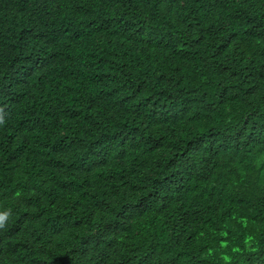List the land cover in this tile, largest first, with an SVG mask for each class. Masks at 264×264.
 Listing matches in <instances>:
<instances>
[{"label": "trees", "instance_id": "16d2710c", "mask_svg": "<svg viewBox=\"0 0 264 264\" xmlns=\"http://www.w3.org/2000/svg\"><path fill=\"white\" fill-rule=\"evenodd\" d=\"M0 264H264V0H0Z\"/></svg>", "mask_w": 264, "mask_h": 264}, {"label": "clouds", "instance_id": "9594fccd", "mask_svg": "<svg viewBox=\"0 0 264 264\" xmlns=\"http://www.w3.org/2000/svg\"><path fill=\"white\" fill-rule=\"evenodd\" d=\"M5 219H6V215H0V225H2Z\"/></svg>", "mask_w": 264, "mask_h": 264}]
</instances>
